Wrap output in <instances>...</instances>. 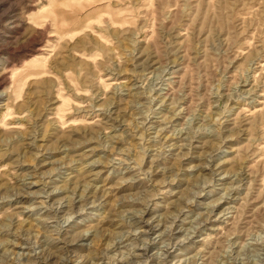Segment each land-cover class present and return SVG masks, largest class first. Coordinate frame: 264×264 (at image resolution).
Returning a JSON list of instances; mask_svg holds the SVG:
<instances>
[{"label": "rangeland", "instance_id": "1", "mask_svg": "<svg viewBox=\"0 0 264 264\" xmlns=\"http://www.w3.org/2000/svg\"><path fill=\"white\" fill-rule=\"evenodd\" d=\"M0 264H264V0H0Z\"/></svg>", "mask_w": 264, "mask_h": 264}]
</instances>
